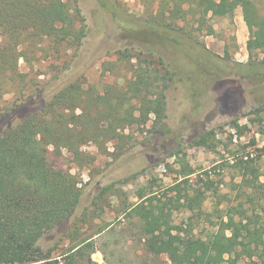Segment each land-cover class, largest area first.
<instances>
[{
	"label": "trees",
	"instance_id": "16d2710c",
	"mask_svg": "<svg viewBox=\"0 0 264 264\" xmlns=\"http://www.w3.org/2000/svg\"><path fill=\"white\" fill-rule=\"evenodd\" d=\"M156 5L145 24L125 32L140 47L137 52H119V60L129 63L122 83L97 88L76 80L46 102L37 85L28 89L33 82L27 80L29 73L19 70V59L29 66L56 60L60 63L54 69H67L69 61L62 55L76 52L87 33L80 8L76 0H0V101L9 90L19 94L9 108H0V264H98L91 262L94 252L115 259L117 244L111 238L117 227L133 248L131 257L117 258V264H264V220L241 202L230 207L226 221L203 235L195 233L190 221L174 223V212L189 211L191 219L199 218L203 191L164 199L149 193L134 203L122 200L112 208L114 221L96 225L103 206L112 207L107 199L123 196L116 187L121 181L102 186L90 206L69 223L63 233L69 246L64 253L53 256L58 244L39 246L41 238L72 219L82 195L76 177L51 165L49 156L59 157L65 150L76 166H89L95 158L82 150L86 143L111 142L119 157L135 144L128 131L132 128L143 131L150 122L154 137L166 134L165 121L174 111L165 94L179 73L174 60L186 61L200 80H212L214 112L239 106L238 87H230L227 71L207 57L196 32L211 35L209 17H232L240 8L251 59L255 50L264 51V15L256 0H157ZM165 52L176 55L173 62L164 58ZM232 72L242 79L262 80L264 60L236 63ZM242 117L247 124H239ZM255 124L264 135V100L225 125L243 132ZM223 126L202 131L195 140H214ZM103 256L102 264H108Z\"/></svg>",
	"mask_w": 264,
	"mask_h": 264
},
{
	"label": "rangeland",
	"instance_id": "374dc122",
	"mask_svg": "<svg viewBox=\"0 0 264 264\" xmlns=\"http://www.w3.org/2000/svg\"><path fill=\"white\" fill-rule=\"evenodd\" d=\"M156 1L76 0L87 28L81 47L76 52L62 55L61 59L69 61L64 71L54 69L60 61L40 60L29 66L19 59V70L29 73L27 80L33 82V86L29 83L31 88L28 89H34L37 85L47 102L56 91L76 80H83L85 85L97 88L122 83L126 70L124 66H129V63L119 60V52L125 49L137 52L140 47L125 32L145 24L144 20L157 10ZM256 4L264 15V0H256ZM207 23L213 28L211 35H206L204 31L196 33L205 46L207 57L211 58L212 63L215 62L218 69L227 71L225 79L230 82V87H238L235 94L239 106L234 110L214 112L217 96L213 85H209L211 79L200 80L198 71L186 61L174 60L179 66V73L165 94L170 111H174L168 123L165 121L166 134L154 137V133L149 132L150 122L143 131L132 128L128 131L134 137L135 144L119 157H116L111 142L104 145L86 143L82 150L95 158L89 166H76L72 155L65 150L59 157L51 154L48 158L50 164L74 175L82 189L72 219L61 223L39 240V246L43 249L58 244L53 256L64 253L69 247L63 237L69 223L90 206L91 199L102 186L117 181L121 183L116 187L124 194L120 199H107L112 207L103 206L104 213L94 220L96 225L114 221L117 214L112 208L122 200L134 203L139 195L145 197L149 193H155L161 199L183 197L194 191L204 192L199 218L191 219L193 213L189 211L174 212L172 218L177 224L190 221L197 235L216 229L215 225L220 220L228 219L230 207L239 202L264 220V135L256 124L243 132H236L225 125L233 117L241 116L264 100V78L242 79L232 72L236 63H260L264 60V51L255 50L249 59L246 49L249 33L240 8L235 10L232 17L212 16ZM165 54L164 58L168 57L166 60L173 62L176 55ZM113 66L115 68L112 70ZM193 70L189 78L187 74ZM125 76L129 77V73ZM28 93L30 90H25V94ZM18 97V91L9 90L1 99L0 108H9ZM210 116H213L212 119ZM239 124H247V119L242 117ZM220 125H224L223 129L218 131L214 140H195L202 131ZM173 153L177 155L171 156ZM249 168H254L253 174ZM136 173L138 175L133 176ZM197 212L195 210V214ZM118 231L117 227L111 238L117 244L115 254L119 259L131 257L133 248L128 247L127 237ZM102 256L100 252H94L91 262L102 264ZM104 258L109 261L108 264H117V258Z\"/></svg>",
	"mask_w": 264,
	"mask_h": 264
}]
</instances>
